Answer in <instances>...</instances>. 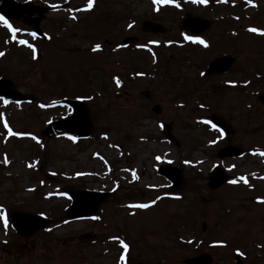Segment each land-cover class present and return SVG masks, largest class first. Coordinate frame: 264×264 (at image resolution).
I'll return each mask as SVG.
<instances>
[{
	"label": "rangeland",
	"instance_id": "374dc122",
	"mask_svg": "<svg viewBox=\"0 0 264 264\" xmlns=\"http://www.w3.org/2000/svg\"><path fill=\"white\" fill-rule=\"evenodd\" d=\"M36 3L59 7L50 11L41 25L51 40L28 37L25 33L33 29L23 17H13L15 21L11 24L22 30L17 38L26 39L35 46L37 59H32V52L26 46L12 41L11 34L0 23V51L5 53L0 57V77L11 79L17 89L37 100L8 105L0 100V113L3 114L0 116V203L3 211L9 208L29 211L60 208L64 211L68 201L61 196L57 186L72 187L76 171H83L85 177L79 176L90 181L92 169H102L106 166L105 161L110 163H107L109 171L106 175L110 181L115 180L120 189L119 145L127 146L135 154L144 144L141 140H145L142 137L147 130H158V117L149 108L141 116L135 100L145 99L149 92L152 100H163L167 105L165 93L169 86L165 84L174 83L176 91H187L188 96L186 100L175 97L174 102L175 133L182 147L168 144V152L161 144L153 146L155 156L163 160L170 158L183 168L182 187L171 197L162 195L165 184L153 176L150 180L159 185L161 199L148 209L129 208L121 202L118 191L117 201L105 207L117 212L104 218L108 224L102 223L104 226L98 228L99 232L117 236L121 231L126 233L128 259H143L147 264H185V258L202 252L212 255V264H235V251L243 253L245 264H264V203L257 202L264 200V179H261L264 177V155H261L264 153V102L257 96L264 92V35L259 34L264 32V24L257 22L264 20L261 17L264 7L254 21L250 19L252 7L248 3L243 6L239 0H208L207 4L176 0L181 5L179 9L154 5L152 0H94L93 9L87 12L75 11L86 7L87 0H36ZM69 8L73 11L69 12ZM186 13L211 20L210 27L200 36L209 43L208 49L183 40L182 32L190 35L181 27ZM73 15L76 20L71 19ZM146 19L161 22L169 30L166 34L145 32L142 24ZM129 23L133 24L132 29L127 27ZM249 28H256L258 32H249ZM127 37H136L137 41L126 47L116 46ZM169 41H172L171 45ZM95 44H100L101 50L94 53L91 48ZM137 44L146 47L137 48ZM233 53L254 60L251 74L254 76L255 73V96L250 101L243 98L242 91H230L224 96L231 105L228 114L238 135L235 143L247 150V154L239 159L222 160L217 153L224 142L213 128L208 129L201 123L205 115L199 100L202 92L200 72L214 57ZM164 72L172 73L175 78L167 82ZM114 77L120 79V87L116 86ZM79 94L92 97L87 99V104L94 124V139L73 141L44 137L45 126L67 112L66 108L57 106V101ZM152 100L144 103L150 104ZM184 101H188L186 106ZM232 103L235 104L232 106ZM40 104L47 107L40 108ZM247 104H252L255 111L250 115L251 120L246 116ZM237 105L244 109V118L237 116ZM5 122L13 131L26 134L7 136L3 127ZM32 135L43 147L31 139ZM157 135L162 137L160 133ZM213 139L218 143L210 145ZM97 155L102 158H96ZM113 162L116 165L111 167ZM217 163L238 183L212 188L209 176L212 166ZM29 164L33 166L29 167ZM241 176L248 180L247 185L239 180ZM37 190L42 191V197L38 196ZM177 196L180 199H175ZM123 220H126L125 225ZM203 223H206V229H203ZM86 224L63 225L58 235L68 244L58 240L63 252L61 263L55 260L56 263L80 264L95 258V254H103L105 248L78 250L75 236L87 228ZM7 229L8 224L5 226L0 220V241H4ZM68 234L75 236L65 238ZM117 254L119 248L112 245L111 252L106 254L109 264ZM4 256L3 253L0 260L5 259ZM51 259L47 256L38 264H52Z\"/></svg>",
	"mask_w": 264,
	"mask_h": 264
},
{
	"label": "flooded vegetation",
	"instance_id": "af4514ba",
	"mask_svg": "<svg viewBox=\"0 0 264 264\" xmlns=\"http://www.w3.org/2000/svg\"><path fill=\"white\" fill-rule=\"evenodd\" d=\"M250 11L253 13L251 16L250 13V19L252 18L254 21H257V16L259 11L264 7V0H250ZM255 5V7H253ZM264 18V15L261 16ZM259 19V23L264 24V20ZM122 45L121 41H118L116 43V46ZM223 55V54H222ZM234 57L235 65L227 70L224 73L210 75L207 77L201 76V95H200V105H204V120H210L213 116H221L225 122L230 125L234 130L231 132L228 136H224L223 139H221V142H224V145L228 144H236L235 141H238V138L236 135V130L232 126V123L230 122L229 117V109L231 108V105L228 104V100H225L224 96H228L230 91H234L236 93H239L242 91L243 98H246L250 100L254 99L255 91H254V83H255V73L254 76H252V67H253V61L252 59H245V56H239L238 54L233 53L232 54H226ZM244 57V58H242ZM210 62V61H209ZM206 64L205 68H207L208 63ZM255 63V62H254ZM170 75H167L164 72L165 78L167 82H171L175 76H173L172 73H169ZM177 79V77H176ZM180 80V79H179ZM227 81L234 82L235 87H233L231 84L226 83ZM248 82V83H245ZM165 85H168V91L167 94L165 93V96H168L167 98V105L163 104V100L155 99L152 100V94L147 92L145 99H136V106L137 109L140 111L139 113L141 116L145 115V111L147 108L150 109V112H152L154 115L158 117L157 119V127L158 130H147V134L144 135L145 140H141V142L144 144L141 146V148L137 149V152L133 154V151L130 149H127V146L122 144L119 146L120 151V162H121V179H120V189L117 185H111L110 181L103 182L104 179H99L98 177H92L90 181H84V179L76 178V181L74 182V185L76 186L75 189L81 190V189H88V190H94V191H110L111 192V198L100 205V208L98 211L94 212L93 216H98L100 219L93 220L91 217H83L80 219L75 220H69L64 218V211L62 209L57 208L52 210H34L31 211L35 214H39L45 217H48L50 220V226L45 228H40L37 231H35L32 235L29 237H22L20 236L15 229L9 225L6 234L4 235L3 239L4 241H0V256H3V253L5 256L3 260H0V264H19L17 262L21 261V264H38L40 261H44L45 257L51 256L52 259L50 261H53L52 264H58L55 262V260L60 261L62 259L60 256L62 254V248L60 244L58 243V240H60L61 235H58V233L61 232V229L63 228V224H73V223H82L87 222L86 226L87 228L84 229L82 232L78 233L76 236L75 234H68L64 237L66 238H74L78 240V250H85V249H102L105 248L102 253L103 254H95L92 258H89V260H86L88 264H109L108 259L106 258L108 253L111 252L112 245L116 248H119V254L115 255L116 257L113 260L112 264H119V256L122 254V247L120 245V241L123 240L125 243H127V236L126 233H122V231L119 233V236L117 234H107L106 232H99V229L103 227L104 225L108 224L104 218L107 216H110L114 212L117 211L114 209H105L112 201H117L118 191L120 194V200L126 205L131 204H137V203H147V201H152L156 199V197L159 195V185L157 183H154V181H151L150 179L156 177L157 179H161L158 174V166L160 163H158L155 160L154 151L155 148L153 145L161 144L164 148L167 147L168 152L170 151V148L168 146L169 141H167L166 135L167 133H173L175 131V97L181 98V99H187V91L175 90V84L174 83H166ZM173 87V88H172ZM175 90V91H174ZM152 103L145 104L144 101H149ZM125 101V99H124ZM188 102V101H187ZM186 101L183 102L184 106H186ZM235 103H232V106ZM124 105V104H123ZM90 109V107H89ZM237 116H243L245 117L244 109L242 107H239L237 105ZM253 105L247 104V115L248 120H251L252 114H254ZM91 114V110H90ZM92 118V115H91ZM96 118V117H94ZM160 125H163V127H160ZM152 127V126H151ZM157 133L161 134L162 137H159ZM249 134V133H248ZM130 138L132 135L130 133H127ZM181 148V147H180ZM143 154L142 157L140 155ZM137 160V161H136ZM141 160V161H140ZM184 172V171H183ZM129 176V177H128ZM163 178V177H162ZM165 179V178H164ZM163 179V180H164ZM164 183L167 185V190H163L162 195H172L175 193L172 186H170L167 179H165ZM157 193V194H156ZM156 194V195H155ZM148 199H145L147 198ZM7 211V210H5ZM93 212L85 211V214H89ZM125 218V217H123ZM123 224H126V220L122 221ZM104 225H101V224ZM61 224V225H60ZM100 227V228H99ZM99 228V229H98ZM124 230V229H123ZM119 240V244L117 245V241ZM18 241H25L28 245V248L26 252L23 255H17L16 251L13 249H8V245L12 244L13 242ZM64 245H67L66 239L60 240ZM111 244V246H110ZM11 248V247H10ZM3 252V253H2ZM78 253V252H77ZM80 253V251H79ZM71 257V256H69ZM130 260H140L139 258H132L128 259L126 257V262ZM84 261V262H86ZM8 262V263H4ZM144 262V261H143ZM44 264H49V262H46ZM111 264V263H110ZM145 264H147L145 262Z\"/></svg>",
	"mask_w": 264,
	"mask_h": 264
},
{
	"label": "water",
	"instance_id": "95a60500",
	"mask_svg": "<svg viewBox=\"0 0 264 264\" xmlns=\"http://www.w3.org/2000/svg\"><path fill=\"white\" fill-rule=\"evenodd\" d=\"M0 11L8 16H13L14 12H17L19 16L22 13H29L34 14L35 12H38L39 17L31 18L28 20V23L31 24L36 31L42 36L45 37V34L42 33V31L39 29V23L40 20L43 17L44 8L41 7H34L30 3H18L15 0H3ZM210 22L208 20H203L199 18L194 17H188L183 21V26L186 29H189L193 32H203L209 27ZM143 29L146 31H153L155 33L157 32H163L165 33L167 31V28L163 26L160 23H155L152 21H145ZM233 64V59L230 57H221L215 59L209 66V73H216L219 71L224 70L225 68L231 66ZM12 83L9 79H1L0 80V96H3L7 100L12 101H24L29 100L30 96L23 95L21 92L13 89ZM262 98H264V95H260ZM61 103H64L72 108L71 114L68 116H65L61 119L55 120L51 122L49 125H47L44 133L45 135L51 137L55 135L59 136H73L75 138H84L90 136L92 133L93 127L92 122L89 117L88 109L84 102L80 100H74V99H63ZM218 123L223 124V122L220 119L215 118V123L218 125ZM224 125V124H223ZM171 137V136H170ZM242 154V150L239 149L236 146H230L225 149H223L220 152L221 156H237ZM160 174L166 176L168 179H170L173 183L174 188H179L181 185V170L177 167H173L171 165H164L160 168ZM227 181V176L225 174H221L220 176L213 178V186L218 187L224 182ZM104 194V195H103ZM99 194L98 198L96 200H93L94 202L89 204V201L91 199L88 198V192L86 191L83 195H78V198L75 200V205L73 207L69 208L67 211L68 218H76L79 216V210H83V206L88 205L90 209H97L100 202L106 198L105 196L107 193ZM87 208V207H86ZM13 217V223L14 226L17 228V230L20 233L23 234H30L34 230L46 226L48 224L47 219L39 220L40 218L21 211H13L12 212ZM205 227V225H204ZM31 231V232H30ZM30 232V233H27ZM238 264H243L241 260L236 257ZM186 264H211L212 263V257L207 253H202L193 257H189L183 260ZM130 264H142L137 262H131Z\"/></svg>",
	"mask_w": 264,
	"mask_h": 264
},
{
	"label": "snow or ice",
	"instance_id": "6c2138e0",
	"mask_svg": "<svg viewBox=\"0 0 264 264\" xmlns=\"http://www.w3.org/2000/svg\"><path fill=\"white\" fill-rule=\"evenodd\" d=\"M186 2H190L192 4H207L208 3V0H186ZM222 2H227V0H222ZM152 3L154 5H161V4H171L173 5L175 8L179 9L181 7V5L179 3H176V0H152ZM50 8L52 9H56L58 7V5L56 4H50L49 5ZM94 7V0H87V5L86 7L84 8H77L75 9V11L77 12H81V11H84V12H87V11H90L92 10ZM253 7H255V5H253ZM157 11L159 9H156ZM69 12H72L73 9L69 8L68 9ZM71 19L72 20H76L77 17L75 15L71 16ZM0 23H2L5 27V29H7V31L11 34V40L12 41H17V36L18 34L22 31L20 28L18 27H14L11 23H9V21L3 16V15H0ZM127 27L129 29H132L133 28V24L132 23H129L127 25ZM249 32H253V33H256L258 32V29L256 28H249L248 29ZM28 37H30L31 39L35 40L37 38V32L36 31H28L25 33ZM260 35H264V32H259ZM181 36L183 38V40L185 42H190L191 44H197V45H201L204 49H208L210 47L209 43L206 42L205 39L201 38L199 35H188V34H185V33H181ZM45 38L48 39V40H51V37L50 36H47L45 35ZM5 43H8V41L6 40ZM18 43L20 45H23V46H26L28 49L31 50L32 52V59L35 60L37 59V49L35 48V46L30 43L28 40L26 39H19L18 40ZM150 43L152 44H157L158 42L157 41H150ZM169 45L172 44V41H169L168 42ZM118 47H126V45H119ZM146 47V45H143V44H137V48H144ZM101 50V45L100 44H95L92 48H91V51L92 52H98ZM115 51V49H114ZM5 56V53L3 51H0V57H4ZM153 61L155 62V56H153ZM137 75H143L142 73H138ZM200 76H205V73L204 72H200ZM114 80H115V84L117 87H120L121 86V81L119 78L117 77H114ZM226 83H229L231 84L233 87H235V84L234 82H231V81H227ZM245 83H248V82H245ZM87 99L91 100L92 97L89 96L87 97ZM0 100L3 101V103L5 105H8L10 103L9 100L5 99L3 96H0ZM40 108H45L47 107V105L45 104H40L39 105ZM65 107H68L67 105H65ZM200 108H204V105L201 104L200 105ZM68 111L69 113H71V108H68ZM3 114L0 113V116H2ZM201 123H204V124H211V127L219 134V137L221 139L224 138L225 136V133L224 131L217 127L216 124L212 123L210 120H203L201 121ZM3 127L4 129H6L7 131V136L9 137H15V136H19V135H23L22 133H19V132H16V131H13L11 127H9L8 123L5 122L3 124ZM160 127H163V125H160ZM70 140H73L75 141V137L73 136H69L68 137ZM107 137H105L106 139ZM31 139L34 140L37 144H40L41 147H43V144L41 143V141L35 136V135H32L31 136ZM210 145H215L218 143L217 140L213 139L211 140L210 142ZM261 155H264V153H261ZM156 160H160L161 158L159 156L155 157ZM169 164L173 163V161L169 160L167 161ZM4 163L7 164L8 161L7 159L4 160ZM184 163H189L188 161H184ZM202 163V161H201ZM29 167H32L33 165L29 164L28 165ZM213 168L217 167V165H213L212 166ZM234 167V166H233ZM231 170V169H229ZM55 174V173H53ZM83 173H77V176L79 175H82ZM261 179H264V177H261ZM240 181H242L244 184H248V180L241 176L239 178ZM228 183L231 184V185H235L238 183V181L236 179H230L228 180ZM61 195H65L67 196V193H61ZM68 199H71V197L69 196ZM161 199L160 196H157L156 199L152 200L151 203H137V204H131V205H128L129 208H136V209H148L150 207H152L153 205H155L157 203V201H159ZM175 199H180L179 196L175 197ZM258 203H264V200H260L258 199L257 200ZM91 219L93 220H98L100 219L98 216H93L91 217ZM0 220L3 221L4 225L7 226L8 224V220H7V216L4 214V211L2 208H0ZM188 243H192L191 241H188ZM120 245L123 249V253L119 256V264H127L126 262V255L128 254L129 252V245L127 243H125L123 240L120 241ZM240 255H243V253H238Z\"/></svg>",
	"mask_w": 264,
	"mask_h": 264
}]
</instances>
